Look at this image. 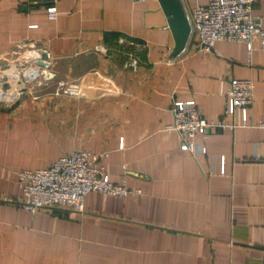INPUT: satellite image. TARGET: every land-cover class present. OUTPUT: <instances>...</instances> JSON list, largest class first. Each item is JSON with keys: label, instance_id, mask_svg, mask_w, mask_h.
Wrapping results in <instances>:
<instances>
[{"label": "crops", "instance_id": "1", "mask_svg": "<svg viewBox=\"0 0 264 264\" xmlns=\"http://www.w3.org/2000/svg\"><path fill=\"white\" fill-rule=\"evenodd\" d=\"M179 1L188 17L209 2ZM251 13L264 31V0ZM195 43L172 57L158 0H0V264H264V39L250 52ZM44 55L52 78L27 81ZM240 79L253 82L250 127L210 128L181 151L165 131L172 101L239 125L223 110ZM79 150L107 152L109 180L141 195L89 193L82 213L21 206L17 172Z\"/></svg>", "mask_w": 264, "mask_h": 264}, {"label": "built area", "instance_id": "2", "mask_svg": "<svg viewBox=\"0 0 264 264\" xmlns=\"http://www.w3.org/2000/svg\"><path fill=\"white\" fill-rule=\"evenodd\" d=\"M144 2L145 0H140ZM256 0H209L205 6L191 11L188 17L190 35L195 33V50L202 53L214 52L220 42L241 43L251 51L254 38L264 39L260 21L252 16V6ZM54 13L55 8L47 9ZM47 55L39 60L40 70H30L25 76L29 82L42 78L49 80L52 76L46 72ZM44 65L41 66L40 63ZM137 61L132 60L129 67L135 71ZM55 95H83L77 85L59 84ZM253 82L248 79L232 80L226 93V104L223 114L233 118L239 115V125L231 123L207 122L194 101L171 103L172 124L165 127L166 132H175L179 136V149L194 153L193 140L204 135L210 128L230 130L236 127L248 128L249 110L252 105ZM257 128L264 129V123L258 122ZM189 140V141H187ZM123 149L122 140L119 150ZM202 154L205 153L201 149ZM109 157L107 152L95 153L89 150L74 151L61 157L50 166L37 170H20L16 174L17 188L21 194V206L32 214L39 210H71L83 212L84 198L89 193H97L114 198L140 196V190L127 187L125 180L118 184L109 180L104 168V161ZM220 175L225 174L224 160Z\"/></svg>", "mask_w": 264, "mask_h": 264}, {"label": "water", "instance_id": "3", "mask_svg": "<svg viewBox=\"0 0 264 264\" xmlns=\"http://www.w3.org/2000/svg\"><path fill=\"white\" fill-rule=\"evenodd\" d=\"M174 40L172 57L180 54L190 37V24L179 0H158ZM44 58V56H43ZM44 65L43 62L40 63Z\"/></svg>", "mask_w": 264, "mask_h": 264}, {"label": "rangeland", "instance_id": "4", "mask_svg": "<svg viewBox=\"0 0 264 264\" xmlns=\"http://www.w3.org/2000/svg\"><path fill=\"white\" fill-rule=\"evenodd\" d=\"M45 81H47V80H45Z\"/></svg>", "mask_w": 264, "mask_h": 264}]
</instances>
